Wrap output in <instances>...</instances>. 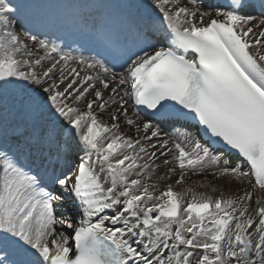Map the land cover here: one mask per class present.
<instances>
[{"label":"snow or ice","instance_id":"1","mask_svg":"<svg viewBox=\"0 0 264 264\" xmlns=\"http://www.w3.org/2000/svg\"><path fill=\"white\" fill-rule=\"evenodd\" d=\"M207 8L0 0V264H264V0Z\"/></svg>","mask_w":264,"mask_h":264},{"label":"bare ground","instance_id":"2","mask_svg":"<svg viewBox=\"0 0 264 264\" xmlns=\"http://www.w3.org/2000/svg\"><path fill=\"white\" fill-rule=\"evenodd\" d=\"M105 113H108V112H105ZM105 113L101 116V119L105 120L106 122H109V117L107 118L105 116ZM121 131H122V133H124L125 135H128V136H134V134H135V130L130 128V127H128V126H126L125 123L123 122V120L121 121ZM159 175H164V172H162V171L159 172ZM198 175H199L200 179L208 178V179H206V181H212L211 184H210L212 187L210 185H208V186H206L205 189L212 190V188H214V187L218 188V189H222V185H224L226 183L225 182L226 180H217L215 177H213L210 174H198ZM176 176L177 175H175V174L172 175L171 181L161 182V186L164 187L166 183L175 184V181H176V179L178 177V176L177 177ZM153 182H155V179H154ZM244 186H247V184L245 183ZM192 188H194L195 190L197 189L196 187H194V185L192 186Z\"/></svg>","mask_w":264,"mask_h":264},{"label":"rangeland","instance_id":"3","mask_svg":"<svg viewBox=\"0 0 264 264\" xmlns=\"http://www.w3.org/2000/svg\"><path fill=\"white\" fill-rule=\"evenodd\" d=\"M131 109H129V112L131 113ZM105 116L108 118L109 117V114L108 113H105ZM197 174H189V176H186L187 177V180L189 181V183H192V180L194 177H196ZM177 177V176H176ZM198 179H199V176H198ZM204 180V179H203ZM198 181V180H196ZM226 183L224 184V188L229 190L230 192H232L233 194H235L236 192H240L242 189L240 188L241 185H238V184H233V183H230L228 182L227 180L225 181ZM238 186V188H237ZM237 188V189H236Z\"/></svg>","mask_w":264,"mask_h":264}]
</instances>
